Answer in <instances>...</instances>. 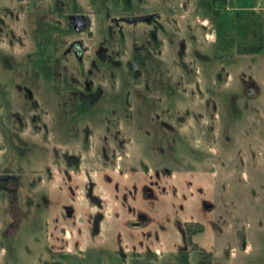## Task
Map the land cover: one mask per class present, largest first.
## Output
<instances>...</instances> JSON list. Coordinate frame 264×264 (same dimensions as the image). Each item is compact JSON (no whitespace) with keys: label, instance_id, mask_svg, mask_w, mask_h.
Listing matches in <instances>:
<instances>
[{"label":"rangeland","instance_id":"rangeland-1","mask_svg":"<svg viewBox=\"0 0 264 264\" xmlns=\"http://www.w3.org/2000/svg\"><path fill=\"white\" fill-rule=\"evenodd\" d=\"M127 2L78 0L77 33L53 2L0 0V174L19 177L0 190V264H94L98 249L128 264H197L200 250L264 264V0ZM138 9L159 14L152 40L151 24L115 30ZM72 39L81 62L61 54ZM39 52L82 95L99 87L89 114L42 76Z\"/></svg>","mask_w":264,"mask_h":264},{"label":"flooded vegetation","instance_id":"flooded-vegetation-1","mask_svg":"<svg viewBox=\"0 0 264 264\" xmlns=\"http://www.w3.org/2000/svg\"><path fill=\"white\" fill-rule=\"evenodd\" d=\"M31 3H33L34 0H27ZM116 1L118 0H112L113 4H116ZM49 4L53 2V12L59 14L60 16L65 17L66 19H68V24L70 26V28L74 31V32H82L83 29L85 27L88 26L89 20L87 17L86 13H83L81 10H79V7H77L76 2H78V0H74L72 7H70V9L66 12H63V0H48ZM80 2V1H79ZM123 7L124 8H129L131 5L127 2V0H123ZM81 6V5H80ZM108 8V7H106ZM96 7L94 8V12L100 13L99 10H97ZM101 10H105V9H101ZM61 11V12H59ZM104 12V11H103ZM102 12V13H103ZM106 13H108V10L105 11ZM80 16V17H79ZM159 17V14L156 12H142L141 10L138 9V13L135 14H124V15H118V17H114L112 19V21L114 22V26H115V30L116 31H120V25H118L119 23L122 24H126L129 25L131 27H135L138 24H151L150 26V32H149V37L150 39H154V34H155V30L158 28V23H157V18ZM130 29V28H129ZM132 29V28H131ZM140 47V46H139ZM139 47L137 48V50H134V54H133V59L130 60L128 62V65L131 67L132 71H131V76L133 75H140V71L138 69V62L142 61L145 58V52L142 53L140 52ZM86 51V47L85 45L82 43V41L80 40H76V39H72L70 41H68L65 45V47L62 49L61 54L62 55H67L68 53H70L74 58L76 63L77 62H81V56L82 54ZM102 51H98L97 53H100ZM36 58H35V62L39 61L40 64H38L40 67L42 66L43 69L46 71L48 68L52 70V72L46 74L45 72H43L44 75H42L44 78H49L50 76H52L53 78L57 79L60 83H65L66 82V86L70 87V89L68 91L69 92V98H67L69 100L70 103V107L72 110H75V112H80L81 115H86L89 114L90 110L93 109V103L95 102L94 98L96 96V94H98L99 92V87L95 86L94 91L91 93H86L84 95H82L84 91H81L80 88L76 87L73 85L74 83V78L72 76H68L67 78H65L62 74H60V72L57 71V68L59 67L56 62L54 64H52V66L47 67V65L50 64H45V62H47L50 59L49 57L46 58H42L40 52L36 53ZM49 55V54H48ZM47 55V56H48ZM101 59H104L106 57V60L109 59L110 55L109 54H99ZM54 60V59H53ZM104 61V60H102ZM114 61V60H113ZM49 63V62H48ZM43 64H45L46 66H44ZM41 67V68H42ZM41 76V75H40ZM63 86V85H62ZM91 87V83L90 82H86V84L84 85L85 91L87 92L88 90H90ZM145 88V87H144ZM29 92V91H28ZM61 92V93H60ZM59 96H61L60 98L62 99H66L67 96H65V94L62 91H59ZM83 96V98H82ZM129 96V92L125 93V96L123 98V103H128V108H130L132 105L130 104V101L128 99ZM12 108V106L10 107ZM59 109V107L57 106H51L48 102V107L46 109V111L49 113H51V111H54L56 109ZM52 114V113H51ZM50 114L51 118L50 120H54L52 115ZM52 123H56V122H52ZM82 131V139L84 138L83 132L87 133L88 135V128L85 127V129H81ZM86 137V136H85ZM63 160L64 163L67 166H71L72 164H68L70 159H75V164L77 163V158L75 157V155L73 154H63ZM18 175L15 174H0V190H2V192L8 193L9 195L13 194V186H14V182L18 180ZM12 183V184H9ZM9 184V185H8ZM179 232L180 227L177 225ZM184 236V235H183ZM190 244L191 241L189 240ZM194 245V243H193ZM195 250V249H194ZM206 254L209 253L206 252Z\"/></svg>","mask_w":264,"mask_h":264},{"label":"crops","instance_id":"crops-1","mask_svg":"<svg viewBox=\"0 0 264 264\" xmlns=\"http://www.w3.org/2000/svg\"><path fill=\"white\" fill-rule=\"evenodd\" d=\"M203 20H205V19H203ZM122 240V239H121ZM121 242H123V244L121 245V246H123V248L125 247V244H126V242H128L129 243V241H127V240H125V239H123ZM137 243H139L140 242V240H138V241H136ZM140 244V243H139ZM129 246V245H128ZM125 249V248H124ZM66 252H68L67 250H65ZM81 251L82 250H80V253H81ZM96 252L95 251V249H92L91 250V252ZM98 251L99 252H101L102 253V257L100 256V257H97L96 256V258H94V264H128L123 258H121V257H118V256H116L115 254H116V251L115 250H100V249H98ZM155 251H157V250H155ZM70 252H73V251H70ZM79 253V254H80ZM97 253V252H96ZM78 254V255H79ZM99 254V253H98ZM122 254H123V252H122ZM67 255H68V253H67ZM104 255H106V256H104ZM72 257V256H71ZM70 257V258H71ZM74 259V261H75V258H73ZM60 264V263H59Z\"/></svg>","mask_w":264,"mask_h":264},{"label":"trees","instance_id":"trees-1","mask_svg":"<svg viewBox=\"0 0 264 264\" xmlns=\"http://www.w3.org/2000/svg\"><path fill=\"white\" fill-rule=\"evenodd\" d=\"M259 40H260L259 44L257 46H255L251 51L259 50L261 48V38ZM193 249H195V248H193ZM201 251L202 250L198 251L199 258L197 260V264H209V260L207 259L208 254H206L203 251L201 252ZM204 258H205V261H204Z\"/></svg>","mask_w":264,"mask_h":264},{"label":"built area","instance_id":"built-area-1","mask_svg":"<svg viewBox=\"0 0 264 264\" xmlns=\"http://www.w3.org/2000/svg\"><path fill=\"white\" fill-rule=\"evenodd\" d=\"M222 1H227V0H222Z\"/></svg>","mask_w":264,"mask_h":264},{"label":"water","instance_id":"water-1","mask_svg":"<svg viewBox=\"0 0 264 264\" xmlns=\"http://www.w3.org/2000/svg\"><path fill=\"white\" fill-rule=\"evenodd\" d=\"M80 17V16H79Z\"/></svg>","mask_w":264,"mask_h":264}]
</instances>
